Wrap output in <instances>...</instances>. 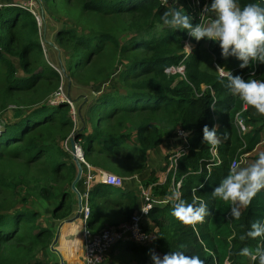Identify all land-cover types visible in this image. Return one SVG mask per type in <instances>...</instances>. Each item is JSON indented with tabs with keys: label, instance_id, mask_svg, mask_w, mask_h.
Returning <instances> with one entry per match:
<instances>
[{
	"label": "trees",
	"instance_id": "obj_1",
	"mask_svg": "<svg viewBox=\"0 0 264 264\" xmlns=\"http://www.w3.org/2000/svg\"><path fill=\"white\" fill-rule=\"evenodd\" d=\"M42 1L50 3L55 0ZM82 2L83 11L95 16L139 15V30L146 31L148 38L133 36L128 47L125 45V48V46L120 47L119 38L114 33L85 35L77 34L75 29L60 30L56 36L57 44L59 46L64 45L65 42L72 44L74 51L70 55L67 70L72 72L87 66L92 58L102 53L106 47L120 49V51L125 48V50L129 49V52L141 50L149 54L147 58L133 59L125 65L122 81H131L129 86L103 93L91 104L90 112L100 117L96 118L94 126L91 123L92 132L86 134L80 132L76 135V139H80L84 159L90 161L89 157L93 155V152L95 158L100 155L108 159L120 158L127 152L145 159L146 154L154 149L162 138L171 136L177 128L182 129L188 132L185 138L188 150L176 159L175 174L173 176L169 174L165 183L158 184L157 173L152 170L143 185L152 186L153 196L171 197V178L173 177L174 183L181 182L179 192L183 200L191 203L195 195L206 203L208 209V215L204 221L192 227L182 225L172 216L171 201L165 206L152 207L147 219L155 226L156 231L153 234L147 233L148 244L125 241L121 247L132 254L131 258L135 264H153L150 256L152 251L161 257L169 252L183 251L189 256L198 255L204 264H218V248L211 219L221 201L214 199L211 194L220 181L228 175L230 163L235 155L251 152L261 141L264 134V116L258 115L248 106L241 112L242 101L230 93L226 87L227 77L220 78L213 63L224 67L233 76L242 77L249 68H239L241 62L235 57L224 60L216 43L209 42V46L205 49L206 41L197 42L182 30L161 26L163 13L172 7L179 6H183L186 14L192 17L193 24H197L196 15L187 7V0H178V4L172 6L160 5L157 0H82ZM238 2L244 5L258 2V0H238ZM0 13V69L5 74L6 91L8 93L28 92L33 90L39 82L50 83L54 80L58 82V73L50 67H45L41 72H35L31 68L29 56L39 55L42 52L34 16L28 10L18 6L3 7ZM134 27L137 25H133ZM16 29L18 31H15ZM147 31H155V33H147ZM187 37L194 45L189 54H185L183 50ZM14 44H18L19 49H15ZM205 54L211 58V65L207 67L204 65ZM15 61H18L21 71L18 76ZM166 67H183V74H167ZM263 74L262 64L257 65V78L264 81ZM7 99L8 95L5 99H1V103ZM68 108L65 103H59L55 107L44 105L27 111L26 115L23 113L24 117L23 115L20 116L21 118L17 117L18 121L15 124L7 125L4 131L0 132V147L7 149L18 145L29 163L37 162L45 157L53 174L65 171L66 178L72 182L76 175L75 164L61 161V152H55L50 145H39L30 137L36 129L52 122H58L64 128L72 126L68 117ZM103 112L107 115L101 117ZM144 112L150 115L141 119L133 133L120 135L108 133L105 136L99 127L102 121L114 116L121 115L123 118L125 115ZM239 112L248 127L247 133L240 134L243 135L242 139L245 142L244 149H242L234 120ZM117 122L120 124V119H117ZM214 124L217 125V135L220 138L217 148L220 163L213 164L207 169L206 166L210 164V155L208 144L203 142L202 130L205 125L212 129ZM162 126L163 130H161ZM261 152H264V147L262 150L256 149L254 155L250 154L247 158V166L254 162ZM173 154L174 152L164 157L159 171L166 172L169 158ZM93 181L95 185L86 192L87 203L90 206L86 229L91 233H98L104 229L101 216L105 210L101 207L96 208L92 204L94 198H97V195L104 190L108 191L105 201L113 207L123 205L124 217L129 221L137 196L122 189L123 184L121 187L111 188L98 183V176L92 177L91 184ZM194 188L195 193L192 191ZM38 194L45 200L52 199L50 192L44 188H40ZM71 211L70 194L64 192L52 210L51 217L54 220H61ZM257 220L264 221V190L257 194L248 208L242 209L240 219H233L230 225L231 233L228 240L230 264H258L239 255L240 250L245 246L254 249L258 244L264 243L261 240L241 241L239 239L240 235L249 231L251 224ZM39 222V213L33 210L12 208L0 213V242L13 240L22 226L31 233L36 244L43 247L46 245L48 248L53 234L45 227L37 226ZM28 264L50 263L37 257Z\"/></svg>",
	"mask_w": 264,
	"mask_h": 264
},
{
	"label": "rangeland",
	"instance_id": "obj_2",
	"mask_svg": "<svg viewBox=\"0 0 264 264\" xmlns=\"http://www.w3.org/2000/svg\"><path fill=\"white\" fill-rule=\"evenodd\" d=\"M82 5V0H55L50 3L42 0H0V9L6 6H18L37 15L39 18L38 39L41 43L42 52L39 55L31 54L29 56L31 68L35 72H41L45 67H50L59 76L58 82L55 80L50 83L42 81L31 91L8 93L6 91L5 74L0 69V132L4 131L7 125L15 124L18 121L16 118L23 115V113L26 115L27 111L40 108L44 105L55 107L59 103H65L57 97V94L62 92L68 100V104H65L69 107L68 117L72 122V126L64 128L58 122H52L36 129L30 137L32 141L39 145H50L55 152H61L60 160L69 164H74L73 158L76 157L72 152L70 143L73 141L74 144H80V139H76V135L83 132L80 114L84 116V121L87 126H90V123L94 126L96 118L100 117V115L90 112V102L96 96H100L103 93H109L117 89L121 90L123 86H129L131 81H122L125 65L133 59L147 58L149 56L147 52L141 50L132 52H129V49L125 50L133 36L139 38L147 37L146 31L139 30V15L95 16L83 11ZM133 25H137V27L133 28ZM67 29H75L77 34L83 33L85 35L90 33H114L119 38L120 47L126 46L122 51L120 49L106 47L102 53L92 58L87 66L70 72L67 68L70 55L74 52L73 46L67 42L59 46L56 37L60 30ZM15 31H18V29ZM15 31L14 34L16 33ZM158 31H160L159 28ZM148 32L155 33V31ZM82 37L85 38L84 35ZM46 41L51 43V45L47 44ZM209 42L205 43V49L209 46ZM14 48L19 49L18 44H14ZM193 48L194 45L192 44ZM15 64L18 76L21 72L18 61H15ZM209 64L211 65V58L205 54L204 65L207 67ZM262 66L264 68V64ZM7 95L8 99L1 103V99H5ZM85 98L88 99L83 102ZM87 102H89V105H87ZM70 105L74 107L75 115L71 114ZM79 106L81 110L80 114L78 113ZM105 115L107 114L103 112L101 117ZM149 115V113L144 112L125 115L123 118H121V115L114 116L109 120L102 121L99 127H102L105 136L108 133L115 135L133 133L135 126L141 119ZM117 119H120V124L117 122ZM101 120H104V118H101ZM161 128L163 130L164 127L162 126ZM179 130L182 129H175L171 135L176 137ZM90 131H92V126L88 127L85 132L89 133ZM246 131H248L247 126ZM237 134L242 142V149H244L245 142L242 139L243 135H240L238 132ZM263 142L264 134L262 135L261 141L251 152L244 154L237 153L235 155L234 158L241 162L239 167L247 166L248 156L256 152L258 148L262 150L264 147ZM181 145L179 139H171L167 147L168 153L179 148ZM165 148V146H162L161 149L165 151ZM95 149H97V146H95ZM80 150L82 152L81 147ZM158 152L160 153V148L154 149V153L157 154ZM92 156L95 157V154L90 157ZM26 158L25 154L18 148V145L10 146L7 149L0 147V213L7 212L12 208L33 210L38 212L40 216L41 221L37 226L41 227L45 224L48 226L53 225L55 228L59 222L52 219L51 213L60 200L62 193L67 192L70 194L73 213L71 217L77 211V197L70 188L72 182L66 178L65 171L53 174L50 171L49 163L45 157L40 158L39 161L34 163H29ZM84 160L88 164L92 161L91 159H89L90 161ZM94 161L103 163L105 169H107L105 172L123 178L129 174L130 176L134 174L140 175V167L145 159L139 157L137 154L134 155L133 153L126 152L120 158H99L94 159ZM160 161L161 157L160 160H157V163H160ZM154 164L151 163L148 167L153 168ZM81 166L82 176L77 186L80 185L83 179L86 180L85 168L82 164ZM110 187L114 188L113 186ZM40 188H44L50 192L52 199L45 200L41 198L38 194ZM107 196L108 191L104 190L103 193L97 195V198H94L92 204L94 207H101L106 211L105 213L112 212L117 217V212L120 211L114 209L112 205L105 201ZM81 197L84 202L86 197L82 195ZM79 220L81 221V219ZM232 221L230 205L221 201L211 219V223H213L212 227L215 229L214 238L216 239L218 248V264H225L226 260L229 261L228 240L230 238V225H232ZM30 234L26 228L21 226L17 236L13 240L0 242V264H28L36 260L37 257L42 258V254L47 246L44 245L43 247L40 244H36ZM143 244L147 245L148 240ZM130 256L132 257V254ZM57 258L59 260L58 256ZM249 261L251 260L249 259ZM66 264L76 263L67 262Z\"/></svg>",
	"mask_w": 264,
	"mask_h": 264
},
{
	"label": "clouds",
	"instance_id": "obj_3",
	"mask_svg": "<svg viewBox=\"0 0 264 264\" xmlns=\"http://www.w3.org/2000/svg\"><path fill=\"white\" fill-rule=\"evenodd\" d=\"M173 4L177 5L178 0H173ZM207 15L212 18L205 22L203 17ZM161 21L162 27L182 30L197 42L203 40L216 43L222 58L228 60L235 57L241 62V69L264 64V0L244 5H240L238 0H211L210 5L206 4L201 12V22L195 25L183 6L172 7L163 13ZM185 47L191 50L190 45L186 44ZM170 71L173 69L165 68V73ZM217 71L221 77L227 76L226 87L233 96L239 97L258 115L264 116V81L233 76L219 65ZM202 131L204 143L213 148L220 143L216 127L209 129L205 125ZM261 190H264V152L248 166L231 168L211 195L214 199L228 203L231 218L239 220L241 209L248 208ZM192 191L195 193L196 189ZM168 199L175 201L172 216L184 226L195 227L208 215L206 203L195 195L191 203L183 200L179 191L174 192ZM239 239L264 241V221H254L250 230L240 235ZM239 255L252 262L264 264V243L258 244L254 249L245 246ZM150 256L153 264H204L198 255L189 256L183 251L169 252L163 257L152 251ZM225 264H229V261L226 260Z\"/></svg>",
	"mask_w": 264,
	"mask_h": 264
},
{
	"label": "built area",
	"instance_id": "obj_4",
	"mask_svg": "<svg viewBox=\"0 0 264 264\" xmlns=\"http://www.w3.org/2000/svg\"><path fill=\"white\" fill-rule=\"evenodd\" d=\"M157 2L160 5H171V6L175 5L173 4V0H157ZM210 3H211V0H187V7L189 11H191L192 13L196 15V18L199 23L201 22V12L203 8L205 7L206 4H210ZM31 14L34 16L37 26H39V18L34 13H31ZM211 18L212 17L210 15L203 17L205 22H207ZM186 44L190 45L191 50H192V43H190L189 37H187V39L184 41V47H183L184 53L189 54L191 50L185 47ZM217 66L218 65L216 63H213V67L216 69V71H217ZM171 69H173V71H170L167 74L179 73L182 75L183 71L181 72L178 69L184 70L183 67H178V68L171 67ZM252 73L254 74L252 75ZM218 75L220 78L227 77V76L221 77L219 73ZM242 78H244L245 80L249 78L260 80L257 78V66H251L249 69H247V71L244 73ZM57 97L58 99L62 100L65 103H67L68 101L66 97L62 94V92L57 94ZM70 108H71V114L75 115L74 107L70 105ZM246 109H247V105H245L242 102L241 112L245 111ZM241 112L237 113L234 119L237 131L239 134H243L246 132V124L243 121V119L240 117ZM213 127L217 128V125L214 124ZM185 134H188V132H185L183 130H179L177 132V135L184 140L187 136ZM218 145L215 148H213L211 145H208L209 155H210V160H209L210 164L206 166L207 169H209V166L213 164L220 163V158L217 153ZM187 150H188V146L185 144V147H182L180 150L176 151L169 158V163L166 169V175H165V179L163 183H165L167 176H169V174H171L172 176L175 174L176 159L181 154H185ZM74 154L78 162L82 164L85 168L86 184L88 187L89 184H91V174H90L91 167L89 166L88 163L85 162L83 153L80 150V144L78 143L74 144ZM240 164L241 162L238 161L236 158H234L232 159L230 163L229 169L233 167H239ZM98 183L105 184L108 186H113V187H121L123 184V179L114 174H111L105 171H99L98 172ZM180 183H181L180 181L174 183L173 177L171 178V185H172L173 193L179 191ZM147 189L148 191H147V194H145L146 198H145L144 203L142 204L140 209L130 217L129 221L125 225L119 226L118 228L103 229L102 231L98 233H91L89 230L86 229V226H85L86 221L90 215V207L87 203V193H86L85 195L86 200L83 202L81 218H80L83 224V231H82L83 262L82 264H102L103 259L108 254V252L115 245L119 243H123L125 241H132L135 244H143L148 240V234L145 232V230L142 227V219L147 217L150 209L153 207L152 202L149 199H147L148 198L147 195L149 196V191L152 189V186H149ZM88 190L89 188L87 189V191ZM144 191L145 190H143V192ZM170 201L172 205H174L175 201L174 200H170Z\"/></svg>",
	"mask_w": 264,
	"mask_h": 264
},
{
	"label": "crops",
	"instance_id": "obj_5",
	"mask_svg": "<svg viewBox=\"0 0 264 264\" xmlns=\"http://www.w3.org/2000/svg\"><path fill=\"white\" fill-rule=\"evenodd\" d=\"M95 98L93 99V101L90 102V106L94 102ZM86 99H88V98L83 99V102ZM87 103H88L87 105H89V102H87ZM80 106L78 107V109H79L78 113L79 114L81 112ZM90 106H89V108H90ZM88 112H89V110H88ZM80 117H81L80 119L82 121L81 127L83 128L82 133L86 134L85 131L87 130L88 127H91L92 125L87 126L85 121H84V116H82L80 114ZM100 129H101V131H103L102 127H100ZM90 132H92V131H90ZM173 138L179 139L181 141L182 145L179 148L172 150L168 153L167 147L170 144V140ZM185 144H186L185 140L182 139L181 137H179L177 134H176V137L171 135V136H167V137L162 138V141L154 148V149L160 148V153L158 152L156 154V153H154V149H152L151 151H149L146 154L145 161L141 164V167H140L141 168V174L140 175L134 174L132 176H130V174H129L127 177L124 176L122 178L124 186H122L123 188L122 187L121 188L128 191V192L134 193L137 196V202L133 208L134 211H133L132 215L135 214L140 209V207L142 206V204L145 201V198H146L145 194H147V191H148L147 188L148 187H145L143 185V183L147 179L150 171L154 170L157 173L156 176L158 178V184H162L164 179H165L166 172L162 173L161 171H159V169L163 165L164 157L167 154H170L173 152L175 153L176 151L180 150L182 147H185ZM162 146L166 147L165 151H163L164 149L163 150L161 149ZM92 154H95V153L93 152ZM160 157H161V161H160V163H157V160H160ZM99 158L106 159L105 156H103V155H100L97 158H95L93 156L89 157V159L92 160L89 164V166L91 167V170H90L91 179H92V177H94V178L97 177L99 171H106L107 170V169H105L103 163H100L99 161H94V159H99ZM151 163H153V164L157 163V164H154L153 168L148 167V165H150ZM94 185H95V183L93 181L92 184H89V186L87 187L86 180L83 179L81 181L80 185L77 186V184H76V188L82 196H85L87 189L88 188L90 189ZM143 190H145V191L143 192ZM172 194H173V190L171 187V196H172ZM147 197H148L147 199H149L152 202L153 207L165 206L170 201L168 199L169 197L153 196L152 195V189L149 191V196L147 195ZM95 207L97 208L98 206H95ZM71 209H72V207H71ZM114 209L120 211V212H117V217H115L112 212L105 213L106 211H104L102 213L101 217L103 220V228L104 229H106V228H110V229L118 228L119 226L125 225L128 222V220L125 219V217H124L123 205L116 206V207H114ZM72 214L73 213L71 211V213L69 215H67L65 218H63L61 220H55V221L59 222L55 228L53 227V225L48 226V225L44 224L43 226H41V227H45L46 229L51 231V233L53 234V237L51 238L50 244L48 245V248L45 249L44 253L42 254V259L44 261H46L47 263L59 264V260L56 256V254L50 251V245L53 241L55 232H56L57 228L59 227V224L62 221L70 218L72 216ZM142 227L146 233L153 234L156 231L155 226L147 219V217L142 219ZM82 231H83V224H82V221H80V220L78 222H74L71 224H64L60 228L59 238H58L57 244L55 245V248L61 254L62 259H63V264H66L67 262L82 264V262H83ZM121 244L122 243L115 245L108 252V254L104 257L102 264H135L133 259L130 256L131 253L129 251H127L125 248L121 247ZM77 261H79V262L77 263Z\"/></svg>",
	"mask_w": 264,
	"mask_h": 264
},
{
	"label": "water",
	"instance_id": "obj_6",
	"mask_svg": "<svg viewBox=\"0 0 264 264\" xmlns=\"http://www.w3.org/2000/svg\"><path fill=\"white\" fill-rule=\"evenodd\" d=\"M41 16H42V13H41ZM42 20H43V16H42ZM46 43L51 45V43H49L47 41H46ZM62 71L64 72L63 69H62ZM70 145H71L72 152L74 153V142L71 141ZM73 161H74L75 168H76V175H75L74 180L72 181V183L70 185V188H71L72 192H74V194L77 197V211L73 217H70V218L62 221L59 224V227L57 228L55 235H54V238H53V241L50 245V251H52L53 253H55L59 257V264H63V259H62L61 254L59 253V251L55 248V245L57 244V241L59 238L60 228L64 224H71V223L78 221L81 218V212H82V207H83V201H82L81 194L78 192V190L76 188V184L79 182V180L81 179V176H82V166L78 162L76 157L73 158Z\"/></svg>",
	"mask_w": 264,
	"mask_h": 264
}]
</instances>
